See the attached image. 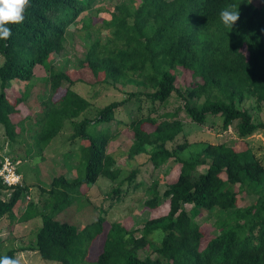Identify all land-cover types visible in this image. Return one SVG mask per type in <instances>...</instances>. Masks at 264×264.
Here are the masks:
<instances>
[{
    "label": "trees",
    "instance_id": "obj_1",
    "mask_svg": "<svg viewBox=\"0 0 264 264\" xmlns=\"http://www.w3.org/2000/svg\"><path fill=\"white\" fill-rule=\"evenodd\" d=\"M93 1L30 0L23 22L10 25V37L0 40V124L10 139L18 134L12 115L23 111L21 104L28 98L27 93L10 85L11 81L32 80L37 65L46 68L50 86L42 102L44 109L38 114L43 122L36 137L41 150L59 133L65 119L77 117L90 105L73 85L119 82L128 77H136L153 89L130 93L131 97L141 94L153 103H164L176 91L193 121L203 122L212 113L223 117L225 129L239 120L241 138L257 130L264 132V121H256L248 109L239 107L247 97L264 104V6L257 7L252 0H141L134 11L123 7L125 14H113L112 21L103 19L102 29H108L110 35L105 41L101 34L91 39L80 68L57 70L49 59L62 50L68 28ZM226 8L239 16L231 26L220 19L221 10ZM93 25L88 22L85 28ZM179 67L191 69L199 78L194 86L185 90L176 86ZM212 90L223 98L193 100ZM127 100L113 101L95 119L86 117L77 123L71 139L81 140L79 174L72 180L54 176L50 189H44L49 193L45 211L33 202L24 211L22 220L42 215L38 232L42 258L63 264L85 260L89 264H264V165L246 140L236 145L208 144L190 159L177 156L176 150L164 147L182 131L177 120L158 123L146 116L128 124L136 152L147 151L145 143L159 141L161 145L149 152L154 165L161 166L171 157L176 160L164 194L153 189L145 201L151 210L164 203L168 210L150 218L140 237L118 223L106 229L104 210L85 231H79L64 214L57 217L85 195L100 175L118 176L120 171L112 169L115 159L107 153L113 135L104 125L116 118ZM202 164H208L205 171L198 169ZM136 173L128 178L134 179ZM1 186L13 191L8 199L0 198V219H16L15 206L29 186ZM112 193L123 197L120 187ZM249 194L257 195L252 203L245 202ZM185 204L192 207L187 209ZM215 208L232 213L228 218L217 217L211 225L217 233L211 235L208 228L202 230L197 217ZM151 234L159 237L154 248L148 240ZM143 245L155 256L141 258L137 248ZM0 255L19 262L16 249L3 252L0 248Z\"/></svg>",
    "mask_w": 264,
    "mask_h": 264
},
{
    "label": "rangeland",
    "instance_id": "obj_2",
    "mask_svg": "<svg viewBox=\"0 0 264 264\" xmlns=\"http://www.w3.org/2000/svg\"><path fill=\"white\" fill-rule=\"evenodd\" d=\"M140 1L94 0L92 6L68 28L64 47L49 59L52 66L57 70L80 68V62L84 59L91 39L101 34L102 40L105 41L106 36L110 35L108 29H102L103 19L107 18L112 21L113 14H125L123 7L134 11ZM252 2L257 7L264 6V0H252ZM88 22L94 25L91 28H85ZM2 60L3 57L0 55V62ZM34 71L35 75L32 80L16 83L13 80L10 84L28 95V98L21 104L24 105L23 111L12 115V119L18 126L16 139H10L4 125L0 124V198L8 199L13 191V188L1 186L11 187L6 185L4 177L18 178V183L22 182L24 186H29L15 206L16 219H11L9 216L0 219V248L3 252L16 249L20 264H63L59 261L44 260L39 252L38 232L43 224L41 213L28 220H22L21 217L29 203L32 202L38 207L37 209L45 211L49 197L48 191L45 190L50 189L54 176L64 175L72 180L79 174L81 140L79 137L71 139L76 125L86 117L95 119L98 112L113 101L128 98L127 102L119 108L116 118L104 125L113 135L107 145V153L115 159L112 169L120 172L115 178L100 175L96 182L87 189L85 195L76 199L57 216L60 218L64 214L63 218L74 223L79 231H85L87 225L104 210L106 229L111 224L118 223L134 231L133 233L140 237L143 233L140 230L150 218L168 210L165 203L161 208L151 210L145 205V201L152 196L153 189H157L160 195L164 194L172 180L168 173L170 168L176 164L175 157L169 158L164 164L156 167L150 159L149 152L161 145L159 141L145 143L147 151L136 152L132 148L134 141L130 127L128 129V124L134 119L150 116L156 118L158 123L180 121L182 131L173 140L164 143L165 148L176 150L177 156L190 159L196 157L197 152L208 144L236 145L246 140L264 165V132L262 130L241 138L238 132L239 120H235L227 129L223 127V117L218 114L209 113L203 122L193 121L185 109V100L176 91L164 103H153L149 97L141 94L131 97L129 94L133 92L138 93L144 89L153 90L150 87L147 88L146 84L136 77H128L119 82L103 83L101 81L93 84L78 82L73 85L72 88L86 98L90 105L77 117L65 119L59 133L41 150L38 146L41 143L37 144L36 137L43 122L38 120L42 118V116L38 117V114L44 109L42 102L47 99L50 86L47 81L48 72L44 66L37 65ZM176 76V86L181 90L194 86L195 81L199 79L195 78L191 69L184 67L176 70ZM63 85L68 86V83L64 82ZM218 98H223V95L212 90L204 93L199 99L194 98L193 100L195 102L216 101ZM239 107L248 109L256 121H264V104L257 103L254 97L245 98L239 103ZM179 145L183 146L179 148ZM207 167L208 164H202L198 169L205 171ZM135 170L137 172L135 178L130 180L128 177ZM119 187L123 193L122 198L113 196L112 193ZM256 197V194H249L245 202L252 203ZM183 206L187 209L192 207L191 204ZM231 213V210L215 208L199 215L197 221L202 230L208 228L207 230L212 235L217 233L216 229L211 228L217 217L228 218ZM154 235H148L153 248L159 245V237ZM137 253L141 258L149 254L152 257L155 256L152 249L149 250L144 245L137 248ZM82 264L89 263L85 260Z\"/></svg>",
    "mask_w": 264,
    "mask_h": 264
},
{
    "label": "clouds",
    "instance_id": "obj_3",
    "mask_svg": "<svg viewBox=\"0 0 264 264\" xmlns=\"http://www.w3.org/2000/svg\"><path fill=\"white\" fill-rule=\"evenodd\" d=\"M30 0H0V40H6L11 35L10 25L20 24L24 20L25 9ZM238 13L230 9L220 12L221 22L226 26L233 25L238 19ZM0 264H19L15 257L0 255Z\"/></svg>",
    "mask_w": 264,
    "mask_h": 264
},
{
    "label": "built area",
    "instance_id": "obj_4",
    "mask_svg": "<svg viewBox=\"0 0 264 264\" xmlns=\"http://www.w3.org/2000/svg\"><path fill=\"white\" fill-rule=\"evenodd\" d=\"M2 167V166H1ZM10 172H12V171H10ZM9 172V173H10ZM15 178H16V176H15ZM4 181H5V183H6V185L8 184L9 186H15V185H17V184H22V182H20V183H18L19 182V179L17 178V179H13L12 178V176L10 177V178H5L4 177Z\"/></svg>",
    "mask_w": 264,
    "mask_h": 264
}]
</instances>
